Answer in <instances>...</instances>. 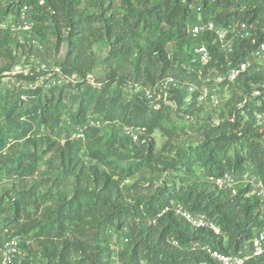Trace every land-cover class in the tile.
Returning a JSON list of instances; mask_svg holds the SVG:
<instances>
[{"label":"trees","instance_id":"trees-1","mask_svg":"<svg viewBox=\"0 0 264 264\" xmlns=\"http://www.w3.org/2000/svg\"><path fill=\"white\" fill-rule=\"evenodd\" d=\"M195 2L205 9L202 19L217 26L255 24L264 18V0H120L116 6L109 0H19L18 5L30 7L33 36L42 48L10 28H0V77L12 71L17 50L52 59L64 74L78 76L75 84L0 94V179L17 176L0 194V235L29 237V244H21L23 264H115L112 257L117 253L110 240L122 228L128 241L118 251L116 264H137L139 259L191 264L210 260L202 244L235 252L264 227V200L248 194L249 184L224 189L214 184L225 171L238 176L249 164L264 184V123L257 125L253 116L264 111V64H251L230 82L235 91L227 112L216 121L197 117L203 105L197 101L198 90L189 103L184 94L173 91L172 105L160 101L155 108L134 86L152 87L173 76L200 88L198 64L187 68L169 56L173 46L194 61L188 29ZM145 35L152 36L144 44ZM262 40L264 20H258L250 37L234 38L230 49L211 32L203 33L200 41L210 61L202 76L209 69L223 72L244 62ZM62 43L66 49L58 60ZM93 46L106 49L101 60L106 77L93 78L100 86L86 78L97 65ZM251 84L258 95H252ZM124 88L131 92L128 100ZM68 110L75 126L84 124L87 116L103 124L87 126L83 140L33 136L41 126L56 131ZM172 111L190 121L188 128L196 134L182 147L172 144L173 128L167 125ZM115 122L141 128L138 142L117 131ZM154 130L164 135L161 150L167 154L156 149ZM196 166L202 168V177ZM142 169L149 173L146 186L132 182L124 188V179ZM155 178H160L158 185L153 184ZM173 203L203 212L220 234L190 226L173 214ZM245 264H264V255Z\"/></svg>","mask_w":264,"mask_h":264},{"label":"built area","instance_id":"built-area-1","mask_svg":"<svg viewBox=\"0 0 264 264\" xmlns=\"http://www.w3.org/2000/svg\"><path fill=\"white\" fill-rule=\"evenodd\" d=\"M18 2L19 0H0V7H4V9L8 12V7L16 6V21L10 30L17 34L30 33L35 25V22L30 15V7L27 6L26 3L18 5ZM0 28L9 27H5L2 24L0 25ZM254 28L255 24L253 22L246 21L238 22L236 25L228 24L226 26H217V24H215L211 19L203 20L202 18H199L197 21L193 22L188 29V33L194 41L191 53L193 55V60L198 64V68L195 70L197 75L202 77V69L210 61L208 48L200 41V37L203 33L211 32L215 41H218L222 46L230 49L234 38H248L251 36V32ZM229 33H232V36L228 37ZM26 42L34 47L40 46L35 37L30 40H26ZM251 64H264V40L260 41L255 46L244 62L223 71L222 76H219L216 80L218 83L223 81H226L227 83L233 82L238 75L245 71V69ZM52 71L53 72L49 73V75H56V79L52 82L51 86H59L68 83L75 84L78 82V76L75 74H64L59 67L53 68ZM5 73L22 74L23 76L31 75V72H29L28 69H22L19 65H16L12 71ZM86 78L91 84L100 86V83L96 82L90 75ZM134 86L140 95L150 102L155 108L159 107L160 101L165 104L172 105L169 95L173 91L184 94L185 103H189L191 95L195 92V90H198L197 101L199 103L207 104L212 107H219V105H221V99L211 87L203 85L197 89V87L193 84L183 85L173 76H166L160 79L152 87ZM251 87L253 90L252 95L255 96L260 93L259 90L256 89V85L251 84ZM253 116L257 125L264 123V111H255ZM91 118L92 117L87 116L85 123L77 126L75 134L76 139H84V131L87 126L99 127L100 121L93 118L92 120ZM122 129L124 133L123 135L128 136L134 142H138L139 136L142 132L141 128L123 126ZM9 142L11 141L9 140ZM237 181L249 184L248 194L257 197L260 200H264V184L257 175L242 172L240 175L235 176L231 172L225 171L221 176L214 179V184L218 189H224L236 184ZM166 209L167 208L163 209L159 214H157V216L152 219V222L154 223L156 218L159 217ZM171 210L175 216L187 221L192 227H205L210 229L216 235L220 234V228L218 225L210 220L203 212L191 211L181 203H173ZM122 240L123 243H126L128 241L127 236L124 235ZM21 243H28L25 236L0 235V264H23L24 258ZM201 248L208 254L210 260L191 264H245L250 258L264 255V227L260 228L248 243L243 244L235 252L219 251L211 248L207 244H202ZM137 264L151 263L145 259H139Z\"/></svg>","mask_w":264,"mask_h":264},{"label":"rangeland","instance_id":"rangeland-1","mask_svg":"<svg viewBox=\"0 0 264 264\" xmlns=\"http://www.w3.org/2000/svg\"><path fill=\"white\" fill-rule=\"evenodd\" d=\"M113 5H118L120 0H109ZM11 7V6H10ZM207 10V9H206ZM5 9L4 7H0V25H4L5 27L12 28L15 24L16 21V16H17V7L14 6L10 9H8V12H4ZM192 16V22L197 21L199 18H202L206 15L205 9L199 5L198 2H195L193 6V12L191 14ZM258 20H264V18L260 17L255 21V27L257 26ZM18 36L22 40H30L33 38V31L30 33H20ZM152 35H145V37L142 40V43H147L148 40L151 38ZM35 39L37 37L35 36ZM38 41V39H37ZM40 45L38 48H42V45L38 42ZM28 48V46L26 47ZM66 49V44L62 43L60 46V50L56 56L58 60L62 59L65 53ZM93 49L96 52L97 55V65L93 69L92 73L89 74L92 78L96 80H103L106 77V72L107 68L105 65L101 62L102 57L104 56L106 49H101L98 46H93ZM16 59H15V66L19 65L20 68L22 69H28L29 72H31L32 76H36L35 79L29 80L28 78H23L19 76L18 74H12V73H4L5 75H2L0 77V94L3 93L6 90H14L15 92L26 90L29 88H32L34 86H42L44 89L48 88L49 86L52 85V82L56 79V75L49 73H52L53 68L59 67L56 66L54 61L52 59H47V60H42L40 58L35 57L33 54L32 55H27L26 52H21V50H17L15 52ZM169 56L170 58L174 61L176 64H182L186 66L187 68H197V63L191 60V56L189 57L187 55V52L182 51L178 52L177 50L174 49L173 46L169 47ZM14 66V67H15ZM13 67V68H14ZM222 73L220 70L212 68L206 71V73L203 74L201 77V86L206 85L211 87L212 89L215 90L219 98L221 99V105L219 107H212L207 104L201 105L197 109L196 115L197 117L202 116V118H209L213 121H216L218 118V115L222 112H227V102L232 94V92L235 91L234 87H232L231 83H227L226 81H223L221 83L217 82V78L219 76H222ZM122 93L125 97L126 100L130 97V93L127 89H122ZM1 107V105H0ZM95 120H99L98 118H94ZM91 118V119H92ZM92 119V120H93ZM206 120V119H205ZM100 121V120H99ZM190 121H185L184 118H180V116L176 115L175 111L171 112L170 115V120L167 121V125L169 128L172 129V134H171V140L172 144L177 147H182L186 143L191 142L196 138V134L191 132L190 129L188 128V125L190 124ZM103 122L100 121L101 126ZM115 127L116 130L119 131L122 135L123 133V125L115 122ZM77 131V126H75L71 122L70 118V110H68L65 113V116L63 118L62 123L58 127L56 131H49L45 126H41L37 129H34L32 131L33 136L39 135V134H47L50 135L52 138L63 141L64 139L67 138H75V134ZM152 137L155 140L156 144V149L160 150L163 154H167L165 150H161V146L165 140L164 135L159 131V130H154L152 133ZM83 157L86 159L84 151L82 152ZM196 173L199 177H202L203 175V170L200 166L195 167ZM17 176L15 174L5 176L0 179V194L6 190V188L10 187L11 184H15ZM149 179V173L146 169L140 170L138 173L135 175L125 178L123 182V186L129 185L132 182H137L141 186H146L147 182ZM160 182V178H155L153 181V184L158 185ZM241 182V181H240ZM239 183V181H237ZM236 183V184H237ZM236 184H233L232 186H235ZM231 186V187H232ZM115 234L111 240H110V245L112 248L116 251V255L112 257V260L114 262H117V258L119 257L118 251H121L124 248L122 236L125 235L123 228L121 230H118L117 232H113ZM6 235L7 234H2ZM26 237V236H25ZM26 240L28 241L27 244H29V237H26ZM25 243V242H24ZM21 243V244H24ZM118 256V257H117Z\"/></svg>","mask_w":264,"mask_h":264},{"label":"crops","instance_id":"crops-1","mask_svg":"<svg viewBox=\"0 0 264 264\" xmlns=\"http://www.w3.org/2000/svg\"><path fill=\"white\" fill-rule=\"evenodd\" d=\"M243 172H247L248 174L251 175H257L256 172L254 171L253 166L250 164L246 166V169Z\"/></svg>","mask_w":264,"mask_h":264}]
</instances>
